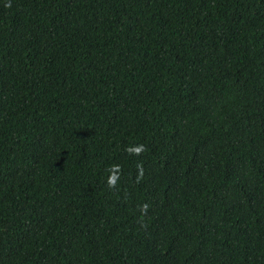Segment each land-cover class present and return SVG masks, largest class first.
<instances>
[{
	"label": "trees",
	"instance_id": "16d2710c",
	"mask_svg": "<svg viewBox=\"0 0 264 264\" xmlns=\"http://www.w3.org/2000/svg\"><path fill=\"white\" fill-rule=\"evenodd\" d=\"M0 264H264V0H0Z\"/></svg>",
	"mask_w": 264,
	"mask_h": 264
},
{
	"label": "clouds",
	"instance_id": "9594fccd",
	"mask_svg": "<svg viewBox=\"0 0 264 264\" xmlns=\"http://www.w3.org/2000/svg\"><path fill=\"white\" fill-rule=\"evenodd\" d=\"M126 151H128L129 153H134L136 155H140V154H142L145 151V149H144L143 145H137L134 148L126 149ZM116 170H118V169H116ZM116 170L110 169L112 174L107 179L108 187H115V185H116V180H117V176L115 174ZM141 176H142V170H141ZM147 208H148L147 204L142 205L141 206L142 212L146 213L147 212Z\"/></svg>",
	"mask_w": 264,
	"mask_h": 264
}]
</instances>
